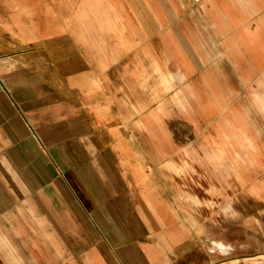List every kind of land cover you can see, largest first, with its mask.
<instances>
[{"label": "crops", "instance_id": "crops-1", "mask_svg": "<svg viewBox=\"0 0 264 264\" xmlns=\"http://www.w3.org/2000/svg\"><path fill=\"white\" fill-rule=\"evenodd\" d=\"M0 264H264V0H0Z\"/></svg>", "mask_w": 264, "mask_h": 264}]
</instances>
